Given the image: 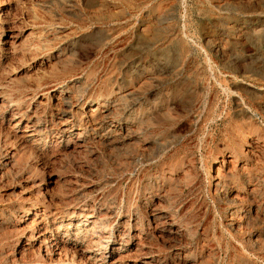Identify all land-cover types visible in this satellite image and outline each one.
<instances>
[{"label":"rangeland","instance_id":"374dc122","mask_svg":"<svg viewBox=\"0 0 264 264\" xmlns=\"http://www.w3.org/2000/svg\"><path fill=\"white\" fill-rule=\"evenodd\" d=\"M0 2V264H264V0Z\"/></svg>","mask_w":264,"mask_h":264},{"label":"bare ground","instance_id":"6f19581e","mask_svg":"<svg viewBox=\"0 0 264 264\" xmlns=\"http://www.w3.org/2000/svg\"><path fill=\"white\" fill-rule=\"evenodd\" d=\"M8 2V1H7ZM10 2V1H9ZM1 3V2H0ZM3 3V2H2ZM5 3V2H4ZM11 3V2H10ZM9 8V7H8ZM15 8V7H14ZM6 8H0V18L2 17L3 14H6L8 13V11L5 10ZM7 15V14H6ZM7 21V20H6ZM3 23V22H2ZM13 37V36H12ZM7 41V40H6ZM13 44V42H11ZM11 44V46H12ZM17 125V124H16ZM37 127V126H36ZM34 129V128H33ZM24 131V130H23ZM26 134H25V137H30L32 135H34V131L33 130H30V129H27L25 130ZM173 218V217H172ZM96 222V221H95ZM101 222V221H100ZM98 223V222H96ZM98 225V224H97ZM48 232V228L47 226L43 225V222H39V225L38 227L36 228V233L35 234H31L32 236L31 237H34V240H37V241H40V246L39 248L41 247H44L45 249V253L47 256V258L50 260V261H54L55 264L58 263V262H61L63 259V253L66 252V246H64V242H62V239L59 237V230H55L52 232L51 235H48L46 238H45V235L47 234ZM92 233V232H91ZM44 238V239H43ZM86 238V237H85ZM101 238V236H100ZM30 240V239H29ZM88 247V246H87ZM28 248V247H27ZM86 248V247H85ZM84 248V249H85ZM81 250V249H80ZM82 251V250H81ZM57 253L59 254V257L57 259H54L53 260V256L57 255ZM30 254V253H29ZM32 254V252H31ZM65 254V253H64ZM23 255V254H22ZM32 256V255H31ZM65 257V256H64ZM29 258V257H28ZM24 259V258H22ZM21 259V260H22ZM89 259V258H88ZM26 260V258H25ZM100 260V259H98ZM64 261V260H63ZM26 263V262H25ZM65 264V263H64Z\"/></svg>","mask_w":264,"mask_h":264}]
</instances>
